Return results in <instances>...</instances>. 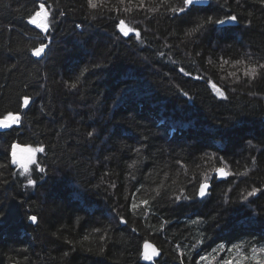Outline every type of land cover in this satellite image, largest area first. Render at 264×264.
Wrapping results in <instances>:
<instances>
[{"label":"trees","instance_id":"16d2710c","mask_svg":"<svg viewBox=\"0 0 264 264\" xmlns=\"http://www.w3.org/2000/svg\"><path fill=\"white\" fill-rule=\"evenodd\" d=\"M94 3L0 0V264H264V3Z\"/></svg>","mask_w":264,"mask_h":264},{"label":"snow or ice","instance_id":"6c2138e0","mask_svg":"<svg viewBox=\"0 0 264 264\" xmlns=\"http://www.w3.org/2000/svg\"><path fill=\"white\" fill-rule=\"evenodd\" d=\"M199 2H201V0H183V4L179 8V11L180 12H184L185 9L188 8L190 5H193L194 3H199ZM261 2L264 3V0H261ZM88 5L91 8H95L96 7V4L94 3V0H88ZM175 11H176V9H173V12H175ZM41 17L43 19H40ZM47 17H48V14L44 10V5H40V10L35 13L34 17H32V18H30L28 20V23L34 25L36 28L40 29L41 31L47 32L48 31V24L44 22L45 20H47ZM236 20H237L236 16L229 15L227 17V21L235 22ZM124 23H125L124 20H120L119 28H120V31L125 36H128L129 31H131V30L130 29H125ZM206 23L209 24V25H216V24L223 25V24L226 23V21L222 20V19H219V18L213 19V17L210 16V17H207ZM46 47H47V45H44L43 43H41V45L39 47H35L32 50V53H31L32 56L41 57V55L45 52ZM258 67L260 69H264V64H260ZM256 72H257V69L255 67L249 69V73H251L253 76L256 74ZM185 75H187V73H185ZM73 87H75V85H73ZM213 87H215V85H213ZM216 91L220 92V89L216 88ZM220 95L223 96V93L220 92ZM24 103L27 105L28 104V100L25 99ZM18 119H19V117L7 116L3 120H0V122H2V123H0V128L7 129V128L10 127V122L11 123H15ZM89 135H91V133H89ZM16 147L17 146L15 144H13L11 146V149H12V152H11L12 163H19V161L16 160ZM35 151L36 152H42V151H44V149L37 148V149H35ZM137 152H139L138 149H137ZM31 162L35 163L34 160L31 161ZM3 167H4V165L0 164V168H3ZM21 168H22V171H21L20 175H23L24 173H27L28 172V163H21ZM40 171H43V169H40ZM217 171L220 173L221 176L225 175V173H224V171L222 169H217ZM27 183H28L29 186H31V185H33L34 181L32 179H29L27 181ZM208 187H209V185L207 183H201L199 185L198 194L201 197H204ZM257 191H258L257 188H253L250 192H248V196L249 197L256 196ZM179 198L180 197H176V199H179ZM184 199H188V197L185 196ZM28 219L32 223H36L37 222V217L35 215L29 216ZM121 222H123V221H121ZM133 231H135V229H133ZM146 247H147V245H146ZM219 247L220 248H224V245H220ZM228 251H231V249H228ZM261 251H264V249H261ZM153 254H156V250L155 249H153ZM65 255H67V253H65ZM151 258L152 257L147 252L144 253V259L145 260H148V259H151ZM200 259L204 260V259H206V256L202 255L200 257ZM224 264H231V261H225ZM257 264H259V261H257Z\"/></svg>","mask_w":264,"mask_h":264},{"label":"rangeland","instance_id":"374dc122","mask_svg":"<svg viewBox=\"0 0 264 264\" xmlns=\"http://www.w3.org/2000/svg\"><path fill=\"white\" fill-rule=\"evenodd\" d=\"M125 29H126V27H125ZM211 87L214 90V93L216 94V96L218 98H222V96L220 95L221 91L217 92L216 87H213V85ZM35 149H37V148L17 146L16 147V160L19 161V163H12V155H11V163L15 167V169L22 171L21 163H28V168H29V166L33 164L31 161H33V160L35 161L37 154L40 153V152H36ZM241 222H243V221H241ZM255 255H256V253L253 254V256H255ZM236 256H237V254H236ZM244 260H246V259H244ZM239 262H242V259L237 256V264H239ZM231 264H233V263L231 262ZM241 264H243V262Z\"/></svg>","mask_w":264,"mask_h":264},{"label":"water","instance_id":"95a60500","mask_svg":"<svg viewBox=\"0 0 264 264\" xmlns=\"http://www.w3.org/2000/svg\"><path fill=\"white\" fill-rule=\"evenodd\" d=\"M207 3H208V0H201V2L194 3L193 5H190V6L204 7ZM0 120H3V119H0ZM0 123H2V122H0ZM12 124L13 123L10 122V126ZM7 129L0 128V133L5 132ZM30 223H32V222L30 221ZM32 224H35V223H32ZM146 245H147V247H146ZM153 249L156 250V254H153ZM146 252L152 257L151 259H148V260L144 259V253H146ZM160 257H161V251L156 247V245L152 244L151 242H145L142 245L141 258H140L141 264H152L153 262L159 260ZM12 264H15V263H12Z\"/></svg>","mask_w":264,"mask_h":264},{"label":"bare ground","instance_id":"6f19581e","mask_svg":"<svg viewBox=\"0 0 264 264\" xmlns=\"http://www.w3.org/2000/svg\"><path fill=\"white\" fill-rule=\"evenodd\" d=\"M222 177L224 176H221L220 173L218 174V179H221ZM142 248V247H141ZM140 258H141V255H140Z\"/></svg>","mask_w":264,"mask_h":264}]
</instances>
